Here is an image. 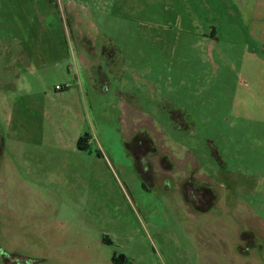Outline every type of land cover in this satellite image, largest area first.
Returning <instances> with one entry per match:
<instances>
[{"label": "rangeland", "instance_id": "rangeland-1", "mask_svg": "<svg viewBox=\"0 0 264 264\" xmlns=\"http://www.w3.org/2000/svg\"><path fill=\"white\" fill-rule=\"evenodd\" d=\"M0 147V264H264V0H0Z\"/></svg>", "mask_w": 264, "mask_h": 264}, {"label": "flooded vegetation", "instance_id": "flooded-vegetation-1", "mask_svg": "<svg viewBox=\"0 0 264 264\" xmlns=\"http://www.w3.org/2000/svg\"><path fill=\"white\" fill-rule=\"evenodd\" d=\"M138 149H146L148 151L155 152V151L158 150V147L153 142H151V141L150 142H144V141L141 140L140 145L138 146ZM1 152H2V150H1V147H0V155H1ZM159 162H160L159 164L162 165V166H164V167H167L169 165L172 166V165L175 164L171 159H168L167 157L165 158L164 156H163V158H161V160L159 159ZM149 164H150L151 168L154 169V158H151L149 160ZM182 165H184V163H182ZM181 168L182 169L180 171V176H179L180 179L183 178V173H185L184 168L183 167H181Z\"/></svg>", "mask_w": 264, "mask_h": 264}, {"label": "built area", "instance_id": "built-area-1", "mask_svg": "<svg viewBox=\"0 0 264 264\" xmlns=\"http://www.w3.org/2000/svg\"><path fill=\"white\" fill-rule=\"evenodd\" d=\"M57 88H61V87L57 86Z\"/></svg>", "mask_w": 264, "mask_h": 264}]
</instances>
